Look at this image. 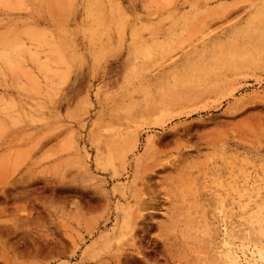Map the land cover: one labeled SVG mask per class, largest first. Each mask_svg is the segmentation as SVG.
Instances as JSON below:
<instances>
[{
  "label": "rangeland",
  "instance_id": "1",
  "mask_svg": "<svg viewBox=\"0 0 264 264\" xmlns=\"http://www.w3.org/2000/svg\"><path fill=\"white\" fill-rule=\"evenodd\" d=\"M3 52L0 264H264V0H0Z\"/></svg>",
  "mask_w": 264,
  "mask_h": 264
},
{
  "label": "bare ground",
  "instance_id": "2",
  "mask_svg": "<svg viewBox=\"0 0 264 264\" xmlns=\"http://www.w3.org/2000/svg\"><path fill=\"white\" fill-rule=\"evenodd\" d=\"M59 46H60V44H59ZM54 47V46H53ZM14 49H15V47H14ZM13 49V50H14ZM17 49H18V47H17ZM58 49V48H57ZM12 50V49H11ZM20 50V49H19ZM18 51V50H17ZM2 52V51H1ZM15 52V51H14ZM6 53V52H5ZM8 53V54H7ZM6 54H4V52L2 53V55L0 54V56H9V54H10V52H7ZM20 54V53H19ZM2 58V57H1ZM4 58H6V60H7V57H3V59ZM21 58V57H20ZM10 61V60H9ZM13 62V61H12ZM22 62V61H21ZM20 64V63H19ZM9 65V64H8ZM219 68V67H218ZM12 69H14V68H12ZM19 70V69H18ZM218 80V81H217ZM214 82H222V79H217V78H214L213 79V81H211V87H213L214 85H215V83ZM189 91V90H188ZM188 103H189V101H188ZM208 182V181H207ZM209 183V182H208ZM217 183V182H216ZM215 183V185H217ZM238 184V183H237ZM264 186V185H263ZM197 187V186H196ZM217 187V186H216ZM260 188V187H259ZM244 191V190H243ZM249 192V191H248ZM244 193V192H243ZM260 194V193H259ZM219 195V194H218ZM254 195V194H253ZM261 198V197H260ZM256 199H258V198H256ZM251 200V199H250ZM249 200V201H250ZM254 200V199H253ZM251 202V201H250ZM211 203V200H208V204H210ZM256 203V202H255ZM246 204V203H245ZM247 204H248V202H247ZM251 204V203H250ZM260 204V203H259ZM241 205V204H240ZM246 206H248V205H246ZM251 207V206H250ZM221 208V207H220ZM245 208V207H244ZM252 208V207H251ZM259 208V207H258ZM263 209V208H262ZM233 211V210H232ZM260 211H262L261 209H260ZM231 212V211H230ZM223 213V212H222ZM263 213V212H262ZM245 215V214H244ZM243 215V216H244ZM260 215V214H259ZM261 215H263V214H261ZM255 216V215H254ZM220 217V216H219ZM218 217V218H219ZM246 217V216H245ZM245 217H243V218H245ZM262 217V216H261ZM264 217V216H263ZM224 218H225V216H224ZM223 218V219H224ZM230 218V217H229ZM258 218V217H257ZM242 219V218H241ZM254 219H256V217L254 218ZM261 219V218H260ZM196 220V219H195ZM222 220V219H221ZM252 221H253V219H252ZM241 223V222H240ZM242 223H244V222H242ZM222 225V224H221ZM259 225V224H258ZM210 227H213V226H211V225H209ZM243 226V225H242ZM247 226V225H246ZM193 228H194V230H197V231H199L201 234H203V233H206V228H205V225H203L202 223H200V222H196L194 225H193ZM242 229H243V227H241L240 229H239V232H240V234H241V232H242ZM247 229V228H246ZM217 231V230H216ZM225 231V230H224ZM237 230L236 229H231V232H236ZM217 233V232H216ZM245 233H247V235H248V237L247 238H245V240L246 241H244L245 243L243 244L242 243V247H241V245H240V247H241V252L242 253H244L243 252V250L245 249V247L244 246H246V247H249V246H251L252 244H254V247H253V249L255 248L256 249V254L258 255V257H259V260H261V261H263L264 260V226H259V228H254V227H252V228H250V229H248ZM227 234V233H226ZM225 235V234H224ZM224 235H222V236H224ZM228 235V234H227ZM226 235V236H227ZM241 236V235H240ZM237 237V236H236ZM210 238H211V236H210ZM238 238H239V236H238ZM230 239V238H229ZM234 240V239H233ZM240 241V240H239ZM238 241V242H239ZM241 241L243 242V239H241ZM240 241V242H241ZM228 242H226V244H227ZM224 244V243H223ZM217 245V244H216ZM227 251L225 252V256L223 257V261H225V262H228V261H232V263L233 264H243L242 262H244L246 259V255H245V260L244 261H241L240 259H241V257L239 256V252H238V247L235 245V244H232L231 245V247H227ZM251 251V250H250ZM223 253V252H222ZM252 254H254V251L252 252ZM256 257V256H255ZM257 259V258H256ZM248 260H250V259H248ZM247 263L248 264H253L251 261H247ZM220 264V263H219ZM223 264V263H222ZM263 264V263H262Z\"/></svg>",
  "mask_w": 264,
  "mask_h": 264
}]
</instances>
